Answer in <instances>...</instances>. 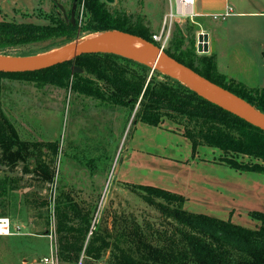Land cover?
<instances>
[{
    "label": "trees",
    "instance_id": "1",
    "mask_svg": "<svg viewBox=\"0 0 264 264\" xmlns=\"http://www.w3.org/2000/svg\"><path fill=\"white\" fill-rule=\"evenodd\" d=\"M77 2L88 16L81 27L76 21L74 24L70 19L65 21L63 15H55L48 25L0 21V55L6 56L10 50L42 43H49L40 52L47 53L74 43L83 34L109 31L136 36L160 47L146 31L131 25L126 15L111 13L100 0ZM163 51L202 78L264 114V88L247 89L219 73L213 56L196 54L195 41L185 46L180 29H177L169 48ZM72 67L81 69L82 73L72 74ZM6 79L59 89L69 88L75 94L131 111L137 107L133 125L140 122L156 127L163 120H168L182 126L183 136L190 141L193 154L198 146L214 148L221 152L218 161L231 169L264 174L262 131L198 97L175 78L151 70L147 65L114 55H82L74 61L41 71L0 73V91L1 83ZM43 148L53 154L58 151L55 142L39 144L21 141L13 125L0 111V216H14L27 209L24 201L16 200L15 194L21 188L20 179L11 175L19 165L24 175L32 173L43 183L52 182L53 173L47 161L41 160L32 169L29 167L32 152H41ZM246 157L254 161L244 162L242 158ZM123 186L130 191L145 194L142 197L144 203L153 207L175 227L157 237L156 244L137 226L125 229L119 236L124 240V246H114L113 264H264V213H249L252 219L260 222L258 229L251 230L209 216L188 213L182 208L184 198L173 193L146 186ZM62 206L70 214L78 216L76 218L83 217L85 220V229L76 230L79 233H75V243H63L60 246L67 255L65 261H70V252H75V256L81 253L89 223L87 215L81 216L73 205L64 203ZM55 209L58 227L66 226V213L61 215L58 206ZM92 240L95 243L101 242L102 248L107 247L104 239L92 237ZM84 251L88 256L93 254L87 247Z\"/></svg>",
    "mask_w": 264,
    "mask_h": 264
},
{
    "label": "rangeland",
    "instance_id": "2",
    "mask_svg": "<svg viewBox=\"0 0 264 264\" xmlns=\"http://www.w3.org/2000/svg\"><path fill=\"white\" fill-rule=\"evenodd\" d=\"M100 1L111 13L126 15L131 25L139 26L151 37H167L162 50L169 48L177 29H180L185 46L195 41L196 52V34L200 33V28L210 24L178 17L169 29L170 11L175 14L173 0H113L112 4ZM57 3L64 8L67 20L74 10L73 22L76 21L81 27L87 21L88 16L77 0H57ZM55 15L62 16L51 0H30L29 7L13 8L8 16H3L0 10V17L7 18V21L38 25L50 24ZM195 21L201 27L194 24ZM224 24H252L254 31L244 28L242 32L233 33L230 39L232 45L237 43L242 46V50L253 60L260 59V53L264 52V21L243 19L236 22L232 18H218L212 22L218 34H221L220 27ZM91 35L83 34L82 38ZM48 45L42 43L17 48L5 55L24 59L33 57L27 54L37 53L36 57H45L60 51L52 49L40 53ZM221 59L219 51L218 70L221 69ZM0 111L13 125L21 141L39 144L55 142L58 146L56 154L46 148L41 152L35 150L28 161L31 169L35 163L47 161L53 173L51 183H43L32 173L24 175L21 165L11 174L20 179L21 188L15 194L16 200L24 201L27 209L7 217L15 226L24 227V235L0 238V264H44L43 259L51 255L54 264H113L114 246H124V240L119 236L125 229L137 226L156 244L157 237L175 227L144 203L142 197L145 194L126 189L114 178L116 166L126 154L137 107L131 111L75 94L69 88L59 89L6 79L1 83ZM242 160L254 161L247 157ZM64 203L73 205L81 216L87 215L89 223L82 251L78 256L70 252V261H65L67 255L60 246L75 243V233L85 229V220L83 217L76 218L78 216L70 214L65 207L63 209ZM56 206L61 209V215L66 213L64 215L70 220L66 221V226L58 227ZM69 228L72 230L68 231ZM92 237L104 239L107 247L102 248L101 242L91 241ZM86 247L93 253L91 256L85 253Z\"/></svg>",
    "mask_w": 264,
    "mask_h": 264
},
{
    "label": "crops",
    "instance_id": "3",
    "mask_svg": "<svg viewBox=\"0 0 264 264\" xmlns=\"http://www.w3.org/2000/svg\"><path fill=\"white\" fill-rule=\"evenodd\" d=\"M176 1L173 0L174 7ZM29 4L30 0H0V10L3 16H8L11 9ZM228 10L226 18L236 22L264 21V0H196L190 7L189 19L210 23L200 28V33L208 35L207 55L214 57L217 71L247 89L260 90L264 88V52L260 53V59L253 60L242 46L232 45L230 39L244 28L254 31V26L224 24L220 27L221 34L213 28L212 17L222 16ZM4 20L7 18L0 17V21ZM194 24L201 27L196 21ZM219 51L222 61L218 70ZM220 157L219 150L204 146H198L193 154L182 128L168 120L156 127L138 122L133 126L126 154L116 166L114 178L121 184L153 187L178 195L184 198L182 208L188 213L258 229L260 222L249 213H264V174L236 171L220 163Z\"/></svg>",
    "mask_w": 264,
    "mask_h": 264
},
{
    "label": "water",
    "instance_id": "4",
    "mask_svg": "<svg viewBox=\"0 0 264 264\" xmlns=\"http://www.w3.org/2000/svg\"><path fill=\"white\" fill-rule=\"evenodd\" d=\"M51 1L55 3L57 9L61 12L65 21H67L64 8L57 3V0ZM105 1L109 4L113 3V0ZM73 17L74 10H72L70 14V21L72 24H74ZM91 36L94 37L84 41H81L83 38L79 39L70 45L60 48L59 53L45 57L33 56L24 59H16L0 55V73L15 74L41 71L54 67L56 65L74 61L77 57L82 55L94 54H106L122 57L143 65H147L151 68V70H157L159 72L162 71L156 68L155 66L162 65L168 70L176 71L179 75V78L175 80L181 82L185 87L195 93L198 97L238 117L247 124L259 129L264 133V114L255 111L245 102L241 101L240 99L224 91L220 87L202 78L189 68L170 58L164 53V51L160 47L158 48L139 37L118 31H109L105 33L92 34ZM123 39L135 40L138 43H141L145 47V49H133L122 47L118 44V42ZM196 52L198 54L208 53L207 34L199 33L197 35ZM81 73V69L72 67V74ZM164 75L168 76L166 74ZM228 96H231L233 99H236L241 104L248 107L249 110L237 106L236 104H234V102L227 98Z\"/></svg>",
    "mask_w": 264,
    "mask_h": 264
},
{
    "label": "built area",
    "instance_id": "5",
    "mask_svg": "<svg viewBox=\"0 0 264 264\" xmlns=\"http://www.w3.org/2000/svg\"><path fill=\"white\" fill-rule=\"evenodd\" d=\"M196 0H177L175 2V14L170 11L169 20H168V28L170 29L171 24L175 17H183V18H190L192 16L190 7L194 5ZM171 9V8H170ZM184 13H181V12ZM230 14V11L228 10L224 15L222 16H213V20H217L218 18L225 19ZM166 24V23H165ZM168 29V30H169ZM169 33V31H168ZM168 36V35H167ZM152 39L159 43L160 48L163 49V47L166 45L167 37L164 39L159 36H153ZM24 227L22 226H15V224L11 221V219L7 216H0V238H8V237H16V236H22L24 235L22 233V230ZM44 264H54V257L51 255L49 258L43 259Z\"/></svg>",
    "mask_w": 264,
    "mask_h": 264
},
{
    "label": "bare ground",
    "instance_id": "6",
    "mask_svg": "<svg viewBox=\"0 0 264 264\" xmlns=\"http://www.w3.org/2000/svg\"><path fill=\"white\" fill-rule=\"evenodd\" d=\"M181 13H184V12H181ZM92 37H94V36H89L87 38L82 39L81 41L87 40V39L92 38ZM118 44L120 46L126 47V48L145 49V47L141 43H138L137 41L132 40V39H123V40L119 41ZM59 52H57V53H59ZM155 67L158 68L159 70H161L164 74H166L172 78H175V79L179 78V75L176 71L168 70L166 67H164L162 65H156ZM227 98L229 100H231L232 102H234V104H236L237 106L244 108L246 110H249L248 107L244 106L243 104H241L236 99H233L231 96H228Z\"/></svg>",
    "mask_w": 264,
    "mask_h": 264
}]
</instances>
